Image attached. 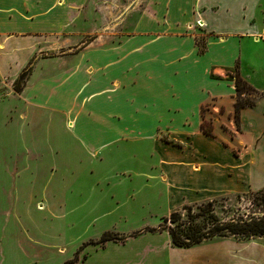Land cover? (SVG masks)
<instances>
[{
  "label": "crops",
  "instance_id": "crops-1",
  "mask_svg": "<svg viewBox=\"0 0 264 264\" xmlns=\"http://www.w3.org/2000/svg\"><path fill=\"white\" fill-rule=\"evenodd\" d=\"M95 1L0 0V105L22 118L35 111L61 115L68 130L72 123L70 135L87 152L130 138L142 141L148 130L146 139L157 154L137 157L140 168L123 165L114 174L102 171V218L124 207L129 197L136 199L140 190L148 201L170 198V192L153 191L154 185L178 187L180 199L168 211L264 187V0H143L146 7L141 8V0H132L131 31L122 42L74 51L59 36L91 33L99 19ZM64 46V54H39ZM27 64L28 80L16 92L13 82ZM237 64L260 92L238 110V121L236 84L230 75ZM208 102L211 133L202 128V107ZM158 130L166 131V138ZM24 132L25 127L14 147L27 164H36L43 149L53 146H43L36 136L29 144ZM116 162L125 164L124 159ZM23 176L38 180L35 171ZM125 179L140 181L126 197L120 193ZM42 189V196L55 193ZM42 191L33 192L37 197ZM44 203L50 206L45 198L36 202L38 207ZM32 223L14 221L4 229L0 251L15 260L20 254L24 260L19 264L52 259L49 248L56 243L39 237ZM100 249L92 264H191L192 253L208 251L199 244L172 245L166 229L141 230L121 242L109 240Z\"/></svg>",
  "mask_w": 264,
  "mask_h": 264
},
{
  "label": "rangeland",
  "instance_id": "rangeland-1",
  "mask_svg": "<svg viewBox=\"0 0 264 264\" xmlns=\"http://www.w3.org/2000/svg\"><path fill=\"white\" fill-rule=\"evenodd\" d=\"M142 1L138 4L140 8L146 7ZM131 8L132 0H96L94 10L95 13H99V19L96 20L94 30L79 38L75 36L77 40L72 37L62 38V36H59V39L67 44L70 43L69 47L74 51H79L86 45L96 46L122 42L125 35L131 31L129 19ZM198 43L202 46L203 40L198 38ZM66 49L67 46H64L59 50L42 51L39 54L44 56L53 53L64 54L63 50ZM30 65L27 64L22 71H25L26 77L22 90L28 80ZM16 79L12 85L14 89ZM259 93L252 91L250 94H245L244 98L255 100ZM7 102L14 103L13 100ZM210 109L211 102L202 107L204 117L202 128L204 131L211 130L212 132ZM63 119L57 113L50 114L46 111L39 113L35 111L29 118H22L17 113L10 114L9 110L0 105V245L3 242L4 229L8 223L14 221L33 222L39 237L56 243L49 248V250H53L50 253L51 261H47L45 258L46 260L38 261V264H64L67 259L74 260L70 264H82L85 259H88L87 264H92L97 262L99 253L102 251L100 247L105 243H97L96 239L106 230L122 232L126 236L125 238L137 235L141 233V230L151 232L153 231L151 227L159 228L164 215H168L172 210L184 205H176L168 211L170 203L178 202L180 199L177 195L178 187L176 184L154 185L151 186L153 191L157 192V188L159 192H170V198L169 196L167 198L155 197L148 201V195L143 192L145 190H140L138 195L136 194V199L129 197L124 207L121 206V209L109 212L102 218V171L106 170L114 174L117 168L123 165L131 169L140 168L141 163L137 157L146 158L150 152L157 154L156 148L151 140L146 139L149 138L147 135L150 133L145 130L142 133L144 138L142 141L130 138L128 141L104 148L103 151L102 149H93V151L87 152L76 140L78 137L73 138L70 135L72 123L70 125L66 123L70 129L68 130ZM236 120L238 121L237 113ZM24 127L26 141L29 144L31 139H35L36 136L38 142L43 146H53L52 150L43 149V154L41 157L38 155L36 164H27L23 157L19 156V149L14 147L18 146L19 141L23 139L21 132ZM223 128L230 131L226 125H223ZM158 135L166 138L167 132L158 130ZM161 154L164 155V152L162 151ZM102 157H104L103 161ZM117 159H124L125 164H118ZM34 171L38 177L34 179H38L37 181L24 178L23 175H29ZM67 173H69V180L65 179ZM51 174L56 175L51 176ZM139 182V179L133 181L125 179L120 185V193L126 197L127 192L135 188ZM42 188L45 190L48 188V193L51 191L55 193L53 196L48 194L42 196L43 193H46L42 191ZM38 189L42 191V194L36 197L33 191ZM144 189L149 188L144 187ZM261 195V190L236 193L227 199L218 201L220 203L218 210L221 211V207L226 209L240 207L259 212V208L264 209V205L255 204L254 201L257 200V196H260L259 200H261ZM44 198L46 202L49 201L50 206L46 207V203H44L43 207H38L37 200H44ZM43 202H39V204H43ZM127 207L129 208V218L124 215L127 212ZM51 208L55 212H51ZM171 244L174 245L172 241ZM196 244L208 251L197 253L195 250L196 252L190 255L191 264H264V236L249 238L214 236ZM96 249H100L99 252ZM216 252L221 256L218 257ZM8 256L0 251V264H14L15 262L19 264L24 260L18 253L16 260Z\"/></svg>",
  "mask_w": 264,
  "mask_h": 264
},
{
  "label": "trees",
  "instance_id": "trees-1",
  "mask_svg": "<svg viewBox=\"0 0 264 264\" xmlns=\"http://www.w3.org/2000/svg\"><path fill=\"white\" fill-rule=\"evenodd\" d=\"M230 75L235 79L236 84V113L247 104H252L255 100L245 99V94L258 90L246 80L240 73L237 64L231 69ZM25 71L16 79L15 90L21 91L24 85ZM211 133V130L206 131ZM262 191L261 200L257 196L255 204L264 205V187L258 189ZM257 191V190H255ZM229 196L210 199L197 203H186L181 208L172 210L168 215L163 216V221L158 227H151V230L166 229L171 236L174 245L188 247L214 236H237L249 238L254 236H264V209L259 208V212L250 211L247 208H224L218 210V201L227 199ZM220 206V205H219ZM126 236L119 231L106 230L96 239L97 243L108 240H125ZM74 260L67 259L64 264H70Z\"/></svg>",
  "mask_w": 264,
  "mask_h": 264
}]
</instances>
